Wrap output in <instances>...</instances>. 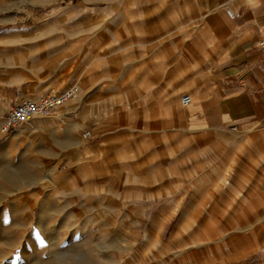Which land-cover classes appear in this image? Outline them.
<instances>
[{"label":"rangeland","instance_id":"obj_1","mask_svg":"<svg viewBox=\"0 0 264 264\" xmlns=\"http://www.w3.org/2000/svg\"><path fill=\"white\" fill-rule=\"evenodd\" d=\"M223 1L0 0V264L260 262L263 139L193 129ZM76 83L2 131L16 99Z\"/></svg>","mask_w":264,"mask_h":264},{"label":"crops","instance_id":"obj_2","mask_svg":"<svg viewBox=\"0 0 264 264\" xmlns=\"http://www.w3.org/2000/svg\"><path fill=\"white\" fill-rule=\"evenodd\" d=\"M223 2L240 15L228 17L224 32L215 39L208 84L191 107L193 129L203 134L228 127L242 133L256 132L258 140L264 141V48L260 45L264 42V0ZM65 106L63 103L60 108ZM62 110L55 117L64 127L80 125L78 120H65ZM47 121L40 116L31 119L38 125Z\"/></svg>","mask_w":264,"mask_h":264},{"label":"built area","instance_id":"obj_3","mask_svg":"<svg viewBox=\"0 0 264 264\" xmlns=\"http://www.w3.org/2000/svg\"><path fill=\"white\" fill-rule=\"evenodd\" d=\"M226 12L231 18L240 15L238 11L232 9H227ZM260 45L264 48V42H261ZM78 90V85H72L62 89L52 86L35 99H23L10 104L4 114L2 131L7 132L34 116H51L55 114L57 107L65 103L69 98L75 96ZM191 102L192 97L190 94L181 96V103L183 105H188ZM82 135L86 138L91 135V131L85 130ZM258 264H264V257Z\"/></svg>","mask_w":264,"mask_h":264},{"label":"bare ground","instance_id":"obj_4","mask_svg":"<svg viewBox=\"0 0 264 264\" xmlns=\"http://www.w3.org/2000/svg\"><path fill=\"white\" fill-rule=\"evenodd\" d=\"M62 106V104L60 105V107ZM40 117H44V116H40Z\"/></svg>","mask_w":264,"mask_h":264}]
</instances>
